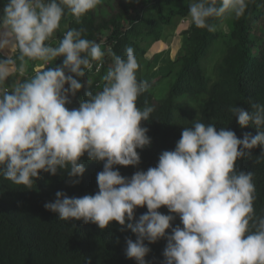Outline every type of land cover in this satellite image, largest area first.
Masks as SVG:
<instances>
[{
  "label": "clouds",
  "instance_id": "1",
  "mask_svg": "<svg viewBox=\"0 0 264 264\" xmlns=\"http://www.w3.org/2000/svg\"><path fill=\"white\" fill-rule=\"evenodd\" d=\"M101 0H0V176L32 189L41 172H65L77 185L86 172L82 158L103 163L97 173L99 191L69 197L63 191L45 209L65 221H83L106 229L115 221L136 240H126L125 255L137 264L154 244L166 239L163 264H264V217L254 210L253 174L237 170V161L264 147V104L252 112L232 106L229 111L241 128L255 126L238 138L228 128L193 121L184 127L174 150L163 151L155 167L131 178L117 166H139L138 149L152 143L142 126L154 106H137L150 87L139 80L134 49L126 59L110 53L113 64L102 77V88L86 92L78 108L69 109L84 85L83 78L101 62L105 52L95 41L82 38L83 29H70L53 46L52 39L65 7L79 22ZM248 0H192V23L215 32L210 21L226 15L242 17ZM110 52V50H109ZM63 58L62 65L46 67L23 82L8 85L14 73L23 74L30 60L45 65ZM19 61V63H17ZM102 64H98L96 72ZM89 87L93 82L88 78ZM67 85V87H66ZM147 212L136 217L138 208ZM166 207L171 214L159 211ZM177 216L182 227H173ZM171 230V232H169Z\"/></svg>",
  "mask_w": 264,
  "mask_h": 264
},
{
  "label": "trees",
  "instance_id": "2",
  "mask_svg": "<svg viewBox=\"0 0 264 264\" xmlns=\"http://www.w3.org/2000/svg\"><path fill=\"white\" fill-rule=\"evenodd\" d=\"M191 2L101 0L79 22L65 7L60 23L68 24V30L83 29L82 38L95 41L105 52L101 62H93L91 72L83 78L76 77L84 85L73 98L77 108L82 99H87L86 92L102 88V77L113 64L110 53L126 59V49L132 47L139 63L137 77L149 82L150 87L139 97L137 106L143 108L147 104L155 108L149 121L142 122L149 129L152 143L137 150L141 156L139 166H117L127 178L155 167L160 154L174 150L183 128L192 127L194 120L214 124L218 130L228 128L241 139L245 132L258 134L255 126L241 128L229 109L237 106L251 113L252 103L264 104V38L256 39L258 34L264 35V0H248L245 14L238 19L226 15L210 21L217 26L215 32L198 28L191 21L182 33L185 38L182 52L170 63L169 81L160 93L156 94V84L148 79L151 63L143 73L140 61L163 41L165 32L183 19L191 20L188 12ZM62 38L59 27L52 43ZM62 62L63 58H58L51 68ZM98 64L102 66L96 72ZM36 65L37 62L30 60L22 82L36 73ZM88 78L93 82L91 87ZM185 103L189 106H184ZM251 152L238 160L236 167L238 171L253 174L254 210L259 218L264 217V147ZM82 160L86 172L77 185L63 171L56 176L41 172L32 189L0 176V264H137L125 255L126 240L135 241L136 236L131 230L121 231L118 222L100 229L93 223L61 220L57 213L45 209L46 202L55 200L57 191L69 197L94 195L99 191L97 173L103 171V163L90 161L87 155ZM159 211L171 214L166 207ZM146 212V206L138 208L136 217ZM177 225L182 227L178 216L173 227ZM145 243L151 248L146 257L148 264H163L167 240Z\"/></svg>",
  "mask_w": 264,
  "mask_h": 264
},
{
  "label": "rangeland",
  "instance_id": "3",
  "mask_svg": "<svg viewBox=\"0 0 264 264\" xmlns=\"http://www.w3.org/2000/svg\"><path fill=\"white\" fill-rule=\"evenodd\" d=\"M0 16H3V12L0 11ZM191 24L190 19H183L181 20L177 26H173L169 28L164 35L163 41L160 43H157L154 45V47L149 51V53L146 55V58L142 61H140L141 67L143 69V73H146L147 71V65L148 63H151V66L149 68V77L148 79L153 82V85H155V92L160 93L163 88H166L167 83L169 81L167 73L169 71V65L171 62L175 61L177 56L182 52L183 44L185 41V38L183 37V32L186 31ZM226 28V26H225ZM68 30V24L66 23H60V32L64 35V33ZM171 38V42H169ZM264 38V35L261 36V34L256 37V39ZM58 39L54 41V46L58 44ZM6 52L0 53V58L6 57ZM19 62V61H18ZM17 62V63H18ZM31 62H37L36 70L42 71L46 67H52L55 61L50 62L49 64L45 65L42 61L37 60H31ZM30 65V61H28L25 65V71L23 74H20L19 72H16L11 76L8 80V85H12L15 82H22L23 78L25 77V72H28V68ZM27 74V73H26ZM31 77V76H30ZM72 100V103L67 105L69 109L77 108L74 99L75 97H70ZM184 106L188 107V104H183Z\"/></svg>",
  "mask_w": 264,
  "mask_h": 264
},
{
  "label": "water",
  "instance_id": "4",
  "mask_svg": "<svg viewBox=\"0 0 264 264\" xmlns=\"http://www.w3.org/2000/svg\"><path fill=\"white\" fill-rule=\"evenodd\" d=\"M169 42H171V38H170Z\"/></svg>",
  "mask_w": 264,
  "mask_h": 264
}]
</instances>
